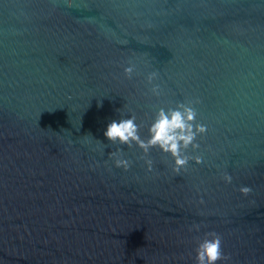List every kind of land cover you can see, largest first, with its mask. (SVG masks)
<instances>
[{
	"label": "water",
	"instance_id": "95a60500",
	"mask_svg": "<svg viewBox=\"0 0 264 264\" xmlns=\"http://www.w3.org/2000/svg\"><path fill=\"white\" fill-rule=\"evenodd\" d=\"M178 103L179 172L103 135ZM208 231L264 264V0H0V264H195Z\"/></svg>",
	"mask_w": 264,
	"mask_h": 264
},
{
	"label": "clouds",
	"instance_id": "9594fccd",
	"mask_svg": "<svg viewBox=\"0 0 264 264\" xmlns=\"http://www.w3.org/2000/svg\"><path fill=\"white\" fill-rule=\"evenodd\" d=\"M125 73L132 71L131 66L124 69ZM153 74H149L147 79L151 81ZM152 91H157L153 85ZM195 109L191 104L178 103L175 107H169L167 110L163 107L157 108L151 122L147 126V136L142 138L138 129L140 125L135 122L134 116L119 120H111L105 126L103 135L111 143L124 144L131 146L132 143L147 153L151 148H157L161 153H166L172 161V171L179 172L188 162L189 156L184 154V150L191 145L193 149L197 148L194 143L198 133L204 131L203 126H193L195 119ZM113 166L127 170L130 161L113 153ZM195 162H199V157H195ZM146 169H152V161H144ZM225 183H230L232 177L228 174L223 175ZM250 188L246 185L241 186V194H247ZM200 226L193 224L191 230L199 231ZM195 264H217L218 261L226 259L221 247V236L213 231L203 234L195 247Z\"/></svg>",
	"mask_w": 264,
	"mask_h": 264
}]
</instances>
